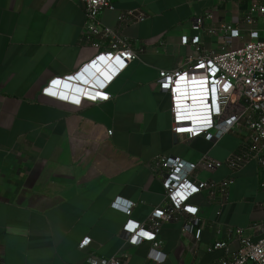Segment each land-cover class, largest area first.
<instances>
[{"label":"crops","instance_id":"1","mask_svg":"<svg viewBox=\"0 0 264 264\" xmlns=\"http://www.w3.org/2000/svg\"><path fill=\"white\" fill-rule=\"evenodd\" d=\"M116 10L102 14L114 28L120 10L140 8L143 22L124 28L140 57L108 86V100L82 105L43 93L54 78L74 75L97 53L82 46L85 22L76 0H0V264H92L120 253L125 264H152L150 242L128 243V218L143 222L164 201L161 181L152 175L158 155L196 161L203 154L224 159L238 145L234 135L213 146L205 138L184 140L172 132L171 100L159 90L161 70H179L196 47L182 37L197 34L195 15L213 11V23L236 22L251 10L249 0H113ZM211 22V23H212ZM202 50H217L216 37L202 34ZM223 167L203 177L221 180ZM231 200L220 218L203 195L201 222L194 235L201 240L197 260L182 221L166 222L159 238L164 264H212L224 250L208 251L213 241L238 242L228 227L246 228L264 221L258 167L249 164L235 176ZM122 198L134 202L131 216L114 209ZM90 241L82 246L83 240Z\"/></svg>","mask_w":264,"mask_h":264},{"label":"built area","instance_id":"2","mask_svg":"<svg viewBox=\"0 0 264 264\" xmlns=\"http://www.w3.org/2000/svg\"><path fill=\"white\" fill-rule=\"evenodd\" d=\"M76 1L82 4L85 13L79 42L96 48L97 53L74 75L51 80L43 93L82 105L85 101L101 102L110 98L108 86L140 57L142 50L123 30L130 24L145 21L149 14L140 8L120 10L117 25L111 28L103 24L101 17L105 11L117 9L113 0ZM216 1L218 5L223 2ZM249 1L251 10L239 15L235 23H213V11L195 15L192 29L197 34L182 37L183 45L196 47L187 55L186 65L179 70L159 72L157 84L160 91L170 96L171 129L175 136L184 140L202 137L215 146L225 136L234 135L238 145L224 159L205 153L196 161L166 155L151 160V173L162 183L164 201L143 222L128 218L123 231L128 233L131 245L150 242L147 260L152 264H164L166 260L159 233L162 225L171 221H182V236L189 238V250L197 260L201 240L194 235V229L201 217L200 207L192 202L195 197L203 195L216 208L214 224L220 236L224 226L220 218L231 200L236 174L255 163L260 188L264 189V0ZM202 34L216 37L218 49L202 50ZM223 167L229 170V176L221 180L203 177ZM134 205L128 200L123 202L122 198L112 203L114 209L127 216H131ZM254 205L257 210H264V201ZM228 231L238 242V248L230 250L229 242L223 239L213 241L207 250L225 253L212 264H264V221L246 228L230 226ZM85 240L82 246L86 245ZM124 255L94 260L92 264H125L121 259Z\"/></svg>","mask_w":264,"mask_h":264},{"label":"snow or ice","instance_id":"3","mask_svg":"<svg viewBox=\"0 0 264 264\" xmlns=\"http://www.w3.org/2000/svg\"><path fill=\"white\" fill-rule=\"evenodd\" d=\"M117 59V62H119V63H121V66H123L122 65V62L120 61V58L119 57H117L116 58ZM201 67H203V65H201ZM181 79H183V77H181ZM165 87H167V85H165ZM97 95H100L99 93H97ZM95 97H93V99H94ZM106 98V97H105ZM79 101H77V103H78ZM191 211H194V209H190ZM157 214H159V213H157ZM141 235H145V233H141ZM88 243V241L87 240H85L84 241V244H87Z\"/></svg>","mask_w":264,"mask_h":264},{"label":"bare ground","instance_id":"4","mask_svg":"<svg viewBox=\"0 0 264 264\" xmlns=\"http://www.w3.org/2000/svg\"><path fill=\"white\" fill-rule=\"evenodd\" d=\"M93 68H96V67H93ZM97 69V68H96ZM98 70V69H97Z\"/></svg>","mask_w":264,"mask_h":264},{"label":"water","instance_id":"5","mask_svg":"<svg viewBox=\"0 0 264 264\" xmlns=\"http://www.w3.org/2000/svg\"><path fill=\"white\" fill-rule=\"evenodd\" d=\"M65 84H67V83H65Z\"/></svg>","mask_w":264,"mask_h":264}]
</instances>
